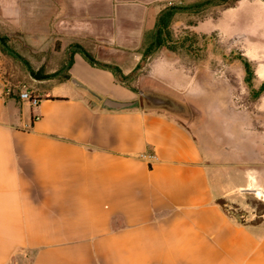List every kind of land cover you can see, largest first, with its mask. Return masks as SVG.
<instances>
[{
    "label": "crops",
    "instance_id": "obj_1",
    "mask_svg": "<svg viewBox=\"0 0 264 264\" xmlns=\"http://www.w3.org/2000/svg\"><path fill=\"white\" fill-rule=\"evenodd\" d=\"M167 1L0 0L35 45L65 40L70 75L44 87L36 106L0 89V264H264V223L241 222L218 202L191 125L161 108L106 105L141 100L116 71L144 61ZM241 5L259 16L219 30L258 52L264 0H238L220 20ZM182 61L153 53L156 84L144 89L197 93Z\"/></svg>",
    "mask_w": 264,
    "mask_h": 264
},
{
    "label": "rangeland",
    "instance_id": "obj_2",
    "mask_svg": "<svg viewBox=\"0 0 264 264\" xmlns=\"http://www.w3.org/2000/svg\"><path fill=\"white\" fill-rule=\"evenodd\" d=\"M237 1H167V9L156 17V29L151 30L154 41L161 29L163 44L154 47L135 72L120 78L141 91L138 107L167 110L191 125L220 192L217 200L241 222L258 225L264 223V197L244 189L252 186L264 190V45L257 52L253 40L224 36L219 30L221 27L228 35L259 16L258 8L241 5L220 20L222 12ZM30 35L29 29L15 28L10 15L0 14V82L18 99L21 91L40 93L68 73L65 40L53 35L42 45H35ZM156 51L177 54L195 72L198 92L171 95L145 90L156 84L146 64ZM243 56L251 61L250 76ZM148 96L165 102L157 105ZM167 98L179 105L166 108Z\"/></svg>",
    "mask_w": 264,
    "mask_h": 264
},
{
    "label": "trees",
    "instance_id": "obj_3",
    "mask_svg": "<svg viewBox=\"0 0 264 264\" xmlns=\"http://www.w3.org/2000/svg\"><path fill=\"white\" fill-rule=\"evenodd\" d=\"M159 35L157 36V38H156V40H154L153 41V43L151 44V46L149 47V49H148V51L146 52V54H145V57L148 55V54H150L151 53V51L154 49V47H158V46H161L162 44H163V41H162V39H161V37H160V32H161V29H159ZM2 41L3 42H5L6 41V39L4 38V37H2ZM83 51H84V53H85V55L92 61V62H95V63H99L94 57H93V55H91L90 53H88L86 50H84L83 49ZM241 59H242V61H243V63H244V65H245V69H246V72H247V74H248V76H250V73H251V61L247 58V57H241ZM32 72V74L33 75H36V76H38V74L37 73H34V71H31ZM116 74H117V76H118V79L119 80H121V78H120V76L121 77H124V74L122 73V71L120 70V69H117V71H116ZM70 78V75L68 74V73H66L64 76H63V79H69ZM121 81H123V80H121ZM263 88H264V84H263V86H262ZM136 90H138L137 88H135ZM166 108H175L174 106H178L179 104H177L175 101H173L172 99H170V98H167L166 99ZM219 202V201H218ZM220 203V202H219ZM221 204V203H220Z\"/></svg>",
    "mask_w": 264,
    "mask_h": 264
},
{
    "label": "water",
    "instance_id": "obj_4",
    "mask_svg": "<svg viewBox=\"0 0 264 264\" xmlns=\"http://www.w3.org/2000/svg\"><path fill=\"white\" fill-rule=\"evenodd\" d=\"M14 54H16L20 59L21 57L13 52ZM2 88V84L0 83V89ZM149 99H151L155 104L157 105H163L164 104V100L160 97H151V96H148ZM106 105L108 107H111V108H116V109H120V108H129V107H134V106H138V103H122V102H115V101H107ZM245 191L247 192H252V193H255L259 196H263L264 197V190L262 188H256V189H252L250 187L244 189Z\"/></svg>",
    "mask_w": 264,
    "mask_h": 264
},
{
    "label": "built area",
    "instance_id": "obj_5",
    "mask_svg": "<svg viewBox=\"0 0 264 264\" xmlns=\"http://www.w3.org/2000/svg\"><path fill=\"white\" fill-rule=\"evenodd\" d=\"M20 97L23 101L28 102L32 106H36L39 104L42 96L40 95V93H37L34 90L25 89V90L21 91ZM150 157H152V156H150Z\"/></svg>",
    "mask_w": 264,
    "mask_h": 264
},
{
    "label": "bare ground",
    "instance_id": "obj_6",
    "mask_svg": "<svg viewBox=\"0 0 264 264\" xmlns=\"http://www.w3.org/2000/svg\"><path fill=\"white\" fill-rule=\"evenodd\" d=\"M252 189H256V188H254V187H251Z\"/></svg>",
    "mask_w": 264,
    "mask_h": 264
}]
</instances>
